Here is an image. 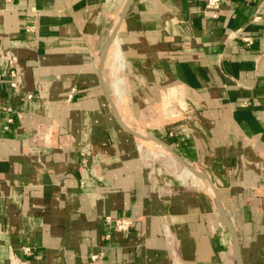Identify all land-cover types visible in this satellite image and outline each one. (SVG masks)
I'll return each mask as SVG.
<instances>
[{
	"label": "crops",
	"instance_id": "crops-1",
	"mask_svg": "<svg viewBox=\"0 0 264 264\" xmlns=\"http://www.w3.org/2000/svg\"><path fill=\"white\" fill-rule=\"evenodd\" d=\"M205 1L130 0L122 16L127 0H0V108L22 115L0 117V264H237L187 166L215 186L241 264H264V0H220L217 18ZM115 28L107 92L121 118L145 102L162 124L139 130L184 164L144 159L153 143L115 119L96 74Z\"/></svg>",
	"mask_w": 264,
	"mask_h": 264
},
{
	"label": "water",
	"instance_id": "water-1",
	"mask_svg": "<svg viewBox=\"0 0 264 264\" xmlns=\"http://www.w3.org/2000/svg\"><path fill=\"white\" fill-rule=\"evenodd\" d=\"M129 3H130V0H127L126 4L124 5L123 7V10H122V16H124L128 6H129ZM116 32L117 33V28L113 29L109 36L106 38V41L104 43V46L101 50V54H100V58H99V67L97 69V76H98V79L100 81V84L102 86V89L107 97V100H108V103H109V106L112 110V113L115 117V119L117 120V122L119 123V125L125 129L129 134H131V136H133L134 138L138 139L140 142L142 143H153L157 146H160L162 148H164L165 150H167V152L169 154H171V156H173L178 162H180L181 164H184L183 161L181 160V158L174 152V150L168 146L167 144H165L163 141L161 140H158L156 138H153L151 136H147L145 134H143L142 132H139L137 130H133L131 127L127 126L125 123H124V120L120 117L119 115V112L113 102V100L111 99L109 93L107 92L104 84H103V75H102V72H103V64H104V61H105V55L107 54L108 52V40L109 38L111 37V35ZM117 35V34H116ZM187 168H189L190 172L198 179L200 180H204L205 182H207L209 184V187H210V190H211V193L212 195L214 196V199H215V202H216V205H217V209H218V215H219V218H220V222H221V225L227 230V232L229 233V236H230V239H231V243H232V246L235 250V254H236V262L237 264H241V255H240V250H239V244H238V240H237V237L234 233V231L232 230V228L230 227L229 223H228V220L226 219L225 217V213L223 211V208H222V205H221V200H220V197H219V194L215 188V186L210 182L209 178L207 175L201 173V172H198L190 167L187 166Z\"/></svg>",
	"mask_w": 264,
	"mask_h": 264
},
{
	"label": "built area",
	"instance_id": "built-area-1",
	"mask_svg": "<svg viewBox=\"0 0 264 264\" xmlns=\"http://www.w3.org/2000/svg\"><path fill=\"white\" fill-rule=\"evenodd\" d=\"M221 6V1L220 0H206L204 4V9L211 12L213 18H217V12L219 11ZM260 19L259 16H255L253 18L254 21H258ZM229 39H235L236 36L234 34H231L228 36ZM241 41L247 45H251L253 43L252 38H241ZM8 64L12 65L16 62V57L14 56H8L7 58ZM8 77L10 78V86L12 88L16 87V83L14 82V78L16 77L15 71L14 70H9L8 72ZM1 80V76H0ZM76 92V89L73 88L71 92L67 96V102H72L74 98V94ZM27 99H32V95H27ZM5 116L6 118V126L5 128L7 129L8 126H11L14 123V120L20 119L22 115L20 113H17L13 110V108L5 106L0 108V117ZM113 229L117 232H130L131 228L133 227V221L127 218H116L110 221ZM23 251L25 254H30V249L29 248H23ZM92 261H96L97 257L94 256L91 258ZM9 264H23L19 258L14 254L10 253L9 255Z\"/></svg>",
	"mask_w": 264,
	"mask_h": 264
},
{
	"label": "rangeland",
	"instance_id": "rangeland-1",
	"mask_svg": "<svg viewBox=\"0 0 264 264\" xmlns=\"http://www.w3.org/2000/svg\"><path fill=\"white\" fill-rule=\"evenodd\" d=\"M115 42L116 41H114L109 47H108V52H107V54H106V56H105V61L107 62V58L109 57V55H110V50H111V47H113V45H115ZM101 54V53H100ZM99 58H100V56H99ZM104 61V64H103V72H102V75L105 73L104 71H105V69H106V62ZM98 67H99V60H98V62H97V68L96 69H98ZM106 72H107V70H106ZM96 74H97V72H96ZM112 78V80H114L115 78L112 76L111 77ZM115 81V80H114ZM113 81V82H114ZM121 88H122V90L124 89V91H125V93H126V88H125V86H121ZM137 102H135L134 103V105L136 104ZM131 104V103H130ZM130 104H129V102L127 101V102H124L123 104H122V107H120L119 109H120V111H121V114L123 115V117H122V119L124 120V123L127 125V126H129V127H133V128H135L137 131H139V132H142V131H140L139 129H141V130H143L144 131V129L143 128H154L155 126H161V119L162 118H157V117H151V116H145V115H141V114H139L138 115V113H140V112H142L143 113V111H144V108L146 107V103L145 102H140V104H138V107H136V106H134V107H131L130 106ZM165 105H166V107H169V105H170V108H169V110H171L172 109V104H171V102H170V100H168V102H166L165 103ZM148 109V112L146 111V113H150L151 112V110H149V108H147ZM145 112V111H144ZM135 113H137V115L135 114ZM169 116V118H172V120L173 119H175L176 117H175V115L173 114V115H168ZM167 116V117H168ZM166 118V117H165ZM151 121H153L154 123H152ZM150 124H152V125H150ZM154 124V125H153ZM152 135V134H151ZM138 140V139H137ZM148 146L149 147H147L148 149L146 150V148H144L143 149V152H144V154H143V157H144V159H154V158H156V157H159V156H167L164 152H167V150H165L164 148H162V147H160V146H157V145H155V144H151V145H149L148 144ZM145 147H146V144H145ZM171 155V154H170ZM233 251L235 252V250H234V248H233ZM236 255V254H235Z\"/></svg>",
	"mask_w": 264,
	"mask_h": 264
},
{
	"label": "bare ground",
	"instance_id": "bare-ground-1",
	"mask_svg": "<svg viewBox=\"0 0 264 264\" xmlns=\"http://www.w3.org/2000/svg\"><path fill=\"white\" fill-rule=\"evenodd\" d=\"M114 41H115V34H113V35L109 38V40H108V42H107L108 47H109Z\"/></svg>",
	"mask_w": 264,
	"mask_h": 264
}]
</instances>
